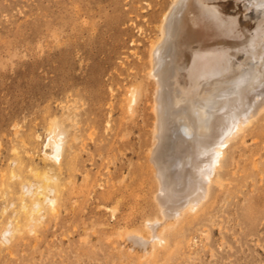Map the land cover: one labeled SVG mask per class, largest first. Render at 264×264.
<instances>
[{
    "label": "rangeland",
    "instance_id": "374dc122",
    "mask_svg": "<svg viewBox=\"0 0 264 264\" xmlns=\"http://www.w3.org/2000/svg\"><path fill=\"white\" fill-rule=\"evenodd\" d=\"M171 1L0 0V264H134L142 254L124 234L157 212L147 160L153 82L145 74L148 46ZM84 2L86 12L71 11ZM131 81L147 89L134 115L124 106ZM54 123L66 143L59 160H44ZM228 181L238 192L182 228L169 257L159 246L157 264H264V202L255 221H244L250 202L243 192L252 186ZM29 183L56 200L55 210L42 203L40 222L29 219L30 204L43 200V190L21 206ZM130 246L135 257L128 259Z\"/></svg>",
    "mask_w": 264,
    "mask_h": 264
},
{
    "label": "bare ground",
    "instance_id": "6f19581e",
    "mask_svg": "<svg viewBox=\"0 0 264 264\" xmlns=\"http://www.w3.org/2000/svg\"><path fill=\"white\" fill-rule=\"evenodd\" d=\"M87 6L72 4L71 11L86 12ZM158 29L148 46L145 74L153 82L147 160L156 182L152 200L157 212L144 214L140 228L123 233L144 249L137 261L131 260L134 264L143 259L157 264L159 246L164 258L177 251L182 228L210 217L219 199L238 192L228 180L252 186L248 195L243 192L250 202L244 221H255L256 208L264 202V0H172ZM146 90L130 82L124 106L131 114ZM54 124L42 150L44 160H59L66 143L65 129ZM249 137L260 140L250 144ZM44 180L51 178L45 173ZM22 186L21 206L26 209L43 185ZM41 196L42 201L29 203L31 221H41L36 215L43 202L55 210V197ZM110 211L114 215L116 209ZM25 228L36 232L26 223L14 225L13 231ZM203 232L208 239L209 231ZM132 250L124 252L128 259L135 257Z\"/></svg>",
    "mask_w": 264,
    "mask_h": 264
}]
</instances>
